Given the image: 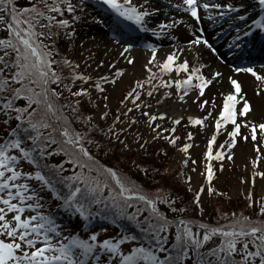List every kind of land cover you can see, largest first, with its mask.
Masks as SVG:
<instances>
[{"label":"snow or ice","instance_id":"1","mask_svg":"<svg viewBox=\"0 0 264 264\" xmlns=\"http://www.w3.org/2000/svg\"><path fill=\"white\" fill-rule=\"evenodd\" d=\"M98 2L117 17L131 22L139 31L151 32L157 38L183 23L182 19H171L168 22H157L154 27L149 28L152 18L161 11L154 7L153 0H142L139 4L135 0ZM167 3L177 12L182 11L190 16L196 23L192 28L194 38L188 41V46L191 48L202 45L213 51L215 49L198 27L200 10L203 9L204 13H209L210 9L218 10L217 16L220 20L225 17L232 20L234 18L230 14L238 11L234 4L209 0H167ZM257 3L261 12H264V0H257ZM0 5H3L0 11L7 14V18L0 16V23L5 24L8 33L7 38H0V120L9 128L7 137L0 143V264H184L186 259H191L192 264H264V220H252L248 216H237L233 213L228 224L212 226L198 223L197 231L194 232L193 221L179 217L170 220L158 209L157 203H164L172 212H185L183 207H172L173 198L158 194L149 196L139 185L122 176L113 167L100 164L85 147V143L94 145L98 150L103 147L101 142L89 136L97 126L90 116H84L80 112L79 100L74 99L59 105L58 101L64 91H68L71 97L90 96L88 89L84 87L72 91L71 84L65 83V80L86 84L92 77L78 73L76 69L79 65L61 56L55 41H52L51 45L44 43V39L51 40L53 36H59V30H66L64 35L73 37V31L69 30V18L73 23L80 20L76 13L82 12L86 6L83 0L77 4L72 0H36L35 4L20 8L14 5L13 0H0ZM65 13L69 18H63ZM207 19L213 23L217 22L211 14L207 15ZM235 19L245 21V16L238 15ZM53 27L58 31L53 32ZM37 28L47 29V33L37 31ZM248 28L249 30L243 32L244 37L252 34V28L264 32V15L253 19ZM237 31L233 44L239 48L241 35L239 29ZM171 38L175 39L174 36ZM116 43L120 45L118 55L125 59L128 65H133L135 58L131 55V49L134 45L120 41ZM147 48L151 53V58L144 65L148 73L147 79L137 80L136 87L124 98L128 100L133 97L132 104L137 110L140 109L137 100L141 96L137 89L143 88L145 84L152 85V90L147 92L149 97L160 88L167 89L174 85L175 94L179 95L180 100H184L193 90L198 91L199 96H204L205 89L221 75L216 71L210 77H205L201 73L202 64L190 68L187 60L177 63L179 52L183 49L167 53L165 58L160 60L157 59V48L154 45L148 44ZM153 66L156 68L155 72ZM62 67L70 69L69 76L65 77L58 71ZM232 71L248 73L254 77L258 82L256 95L261 94L260 86L264 85V75L258 74L253 66L233 67ZM173 72L176 73L173 79H161ZM182 72L184 76L180 77ZM122 74V70L117 69L114 77L118 78ZM228 80L234 92L229 91L223 95V107L219 110L218 117L213 118L216 131L207 140V151L204 153L209 162L206 164L208 182L214 174L210 162L225 159V153L220 149H233L238 143V138L239 141L253 143L257 152V158L251 161L252 176H264V173L255 171L258 161L262 158L261 149L256 145H264V119L254 122L250 115H246L251 112V105L242 93L241 84L232 76H229ZM153 81L156 83L153 84ZM102 82L107 83L108 77H100L91 86L98 92H103ZM112 82L114 83L115 79ZM52 85L62 86V90L58 91ZM162 95L170 97L173 93L165 91ZM19 101H23V104L20 105ZM160 102L158 99L157 103ZM208 103L205 99L198 107L205 109ZM144 107L150 108L151 105L145 102ZM215 107L213 104L212 108ZM130 111L132 109H128V112ZM207 111L211 116V109ZM142 114L147 117V124L156 133L153 139L162 138L175 145L176 137L170 139L168 136H161L160 132H156L159 124L152 127L153 122L158 119L157 115L149 112ZM124 115L127 116V112ZM238 117L245 119L238 120ZM164 118L163 113L159 114V120L163 121ZM207 119L208 116L203 119L189 117L188 123L203 128ZM13 120L16 122L14 127ZM73 121L83 122L87 125V130L80 132L72 129ZM132 122L135 123V120ZM172 123L179 124L180 120H172ZM229 124L230 130L225 128V125ZM242 126L247 131L242 132ZM222 129L228 139L218 145L213 155V144ZM108 132L118 138L111 127ZM191 138L189 133L188 139ZM140 146L143 147L142 144ZM190 147V144L185 143L180 151L187 154ZM61 155L64 159L59 163L48 162L49 158ZM232 155L229 151L226 158L231 160ZM24 163L30 165L33 171L22 170ZM66 164L70 167L65 168ZM222 167L221 165V169ZM65 172L70 174L65 175ZM33 181L36 182L35 187L31 183ZM105 190L108 192L106 197L102 195ZM213 191L211 187L207 188L209 194ZM41 192L50 193V197L59 202L57 208L77 213L83 220L100 215L99 207L96 212L91 209L93 205L99 206L103 203L115 219L126 220L138 229L139 235L125 231L119 238L102 241H98L97 233L90 234L87 239L75 234L62 237L60 226L52 215L41 211L48 205V201L40 195ZM199 197L198 191L193 199L197 208H200ZM246 199L249 201L248 207H257L258 217L264 216V202L254 200L251 189ZM137 204L145 205L148 210V215L143 220L138 217L145 209L137 207ZM128 209L134 211L129 212ZM26 212L31 214L26 215ZM224 218L228 219V215L225 214ZM173 227V242L166 247L167 234ZM200 230H203L202 234ZM214 237H219L220 243L201 251ZM125 243L133 244L127 253L121 248ZM160 253H163V256Z\"/></svg>","mask_w":264,"mask_h":264},{"label":"rangeland","instance_id":"2","mask_svg":"<svg viewBox=\"0 0 264 264\" xmlns=\"http://www.w3.org/2000/svg\"><path fill=\"white\" fill-rule=\"evenodd\" d=\"M72 2L74 4L80 3L78 0H72ZM135 2L139 4L142 3V0H135ZM13 3L17 8H20L35 4L36 0H13ZM83 4L86 5L85 2ZM0 7H3V5H0ZM76 15L80 16V20L75 23L71 21L67 13L63 17L69 18V30L73 31L72 38L64 35V31L66 30H59V36H53L51 40L44 39V43L51 45L52 41H55L56 48L61 56L79 65L76 69L78 73L92 77L86 84H81L80 81L72 83L70 80H65V83L71 84L72 91H76L79 87H84L88 89L90 96L71 97L68 91H64L58 101V105L71 102L74 99L79 100L80 112L84 116H90L92 118L93 123L97 127L95 131L89 133V136L101 142L103 147L98 150L94 145L87 143H85V147L95 156L96 160L100 164L113 167L122 176L139 185L149 196L155 194L160 196L167 195L174 199L172 207H183L186 209L183 213L172 212L167 204L157 203L160 212L170 220L179 217L193 221V225L205 223L212 226H219L228 224L232 219L233 213L237 216H248L252 220H264V216H257L258 209L256 206L248 207L249 201L246 199V195L249 189H251L253 199L264 202V196L260 195L257 187V181L264 183V176H252L253 169L251 161L257 158L255 149L253 148V155L246 159L244 163H235L233 161V155L232 159L228 160L226 158L228 154L227 150L220 149V151L225 153V159L210 162L213 165L214 174L212 180L208 182L206 181V164L209 162L206 160L204 153L201 154L200 151L192 153L190 148L187 154L180 151V148L183 146L179 145L183 125L173 124V126H165L164 124H159L160 127L156 130V132L161 133V136H168L170 139L176 137L175 145L168 143L167 140L162 138L153 139L156 133L148 138V140L143 141L131 135L130 128L133 120L129 117L130 112H128V109L131 107H128V105L132 101V97L128 100L124 98L130 90L136 87L135 82L137 79L133 78L124 81L115 93H110L106 88L108 82H102L103 92H98L91 86L97 79L103 77V75L114 76L115 74L110 65L113 60V53L108 50V45L111 41L106 35L96 29L100 20H98L96 14L87 5L83 7L82 12L77 11ZM0 16L7 18V14L3 11H0ZM21 26L26 27V25ZM37 31L47 33V29L37 28ZM52 31L56 32L58 29L53 27ZM7 35L5 24L0 23V38H7ZM98 65L100 66L98 67ZM58 71L65 77L69 76L70 73V69L64 67L58 69ZM52 87L57 88L58 91L62 90V86L57 87L56 85H52ZM122 101L123 103H121ZM18 103L22 105L23 101H19ZM125 112H127V116L124 115ZM67 114L65 113V115ZM110 127L118 138H114L108 132ZM71 128L84 132L87 130V125L83 122L78 123L73 121ZM166 129L175 130L164 131ZM8 130L9 128L5 127L3 121L0 120V139L7 135ZM241 130L247 131L243 126ZM141 144L143 147L140 146ZM256 147L261 149L260 155L262 158L258 161L255 171L264 173V155L262 153L264 151V145L260 144ZM216 150L217 144L214 143L213 155H215ZM62 159L64 157L61 155L53 157L51 161L59 163ZM193 160L195 161L194 164L192 163ZM184 161H187V163L185 164ZM221 165L223 166L222 169ZM69 167V165H65V168ZM141 169H144V171ZM22 170L33 171L27 163L23 164ZM76 170L78 171L79 169ZM101 179L103 180L104 178L101 177ZM31 183L34 187L36 186V182L35 184L33 182ZM202 186L203 190L201 191ZM189 187L191 190H189ZM208 187L214 190L211 194L207 192ZM198 191L200 192V208H197L193 203L194 196ZM40 195L48 201L47 207L41 209V211L44 214L53 215L52 217L55 222L60 226L62 237L74 235L75 231L79 229V217L55 210L56 205L51 201L50 193L41 192ZM102 195L106 197L108 195L107 190ZM102 204L101 207L109 212ZM136 206L145 209L138 217V219L143 220L148 215V210L143 204H137ZM128 211L132 212L134 209H128ZM25 214L28 215L31 213L26 212ZM225 214L228 215V219L224 218ZM121 221L123 223L119 226L124 232L127 231L128 233L139 235L138 229L126 220ZM103 227L105 228H93L85 232L83 237L87 239L90 234L97 233L98 241H102L108 238H119L123 234L119 231V227L114 229L107 226ZM170 232L174 233L175 228H171ZM172 242L173 240L168 241L165 246H170ZM211 243L215 247L220 243V238L214 237ZM132 246V243H125L121 245V248L127 253ZM160 255L163 256V253H160ZM184 264H192V260L186 259Z\"/></svg>","mask_w":264,"mask_h":264},{"label":"bare ground","instance_id":"3","mask_svg":"<svg viewBox=\"0 0 264 264\" xmlns=\"http://www.w3.org/2000/svg\"><path fill=\"white\" fill-rule=\"evenodd\" d=\"M182 20L183 23L180 26L171 29L170 32L166 34L167 37L165 38L164 48L157 51V59L162 60L165 58L167 53L176 51L177 49H183V51L179 52V59L177 60V63L181 62L182 60H187L189 61L190 68L192 66H199L202 64L203 68H201V73L206 77H209L212 72L216 71H219L222 74L205 90L204 96L202 97L199 96L198 91L193 90V92H190L184 100H180L179 95L175 94L174 85L167 89L160 88L158 91L154 92L152 97L147 95V92L152 90V85L145 84L143 88L137 89L141 93L140 99L137 100V103L140 104V109H135L132 101L128 105V107H131L130 109H132V111H130L129 117L131 120H135V123H132L130 128V133L142 141L148 140V138L153 136L155 133L147 124V117L143 116V112H149L150 114L157 115L158 119L157 121L153 122L152 127H155L157 124L173 126L172 120L179 119V124L183 125V130L179 139V145L188 143L191 145L190 149L192 153L200 151L202 154L207 151V140L210 139L211 135L216 131L215 121L213 118L218 117L219 110H221L223 107V95L227 94L229 91H232L231 85L227 81V78L232 76L242 82L245 98L251 102V112L246 115H250L254 122L264 119V89L261 91L259 96H256L254 92L257 91L258 82L254 77L247 76L243 73L239 74L233 72L231 68L223 63V61L212 59L210 54H208L201 46H193L190 48L188 46V41L194 38V34L192 28L190 27L189 21L184 19ZM172 36H174L175 39H172ZM118 49L119 46L114 43H109L108 50L112 51L113 53V60L110 63L112 71L115 72L117 69H120L123 73L118 78L107 75L108 83L106 88L110 93H115V91L120 88L124 81L133 78L143 81L146 80L148 76L144 65L151 58L150 52L131 50V55L135 59L133 65H128L126 60L118 55ZM153 71H156L154 66ZM157 74L159 75V73ZM175 76L176 73L173 72L167 76L161 77V79H173ZM183 76L184 73H180V77ZM114 79L115 82L113 83L112 81ZM155 83L156 81H153V84ZM165 91L172 92L173 95L170 97H164L162 93ZM158 99L161 101L160 103H157ZM205 99H207L209 103L205 105V109L199 108L198 104ZM145 102L149 103L151 107H144ZM213 104H215V108H212ZM238 107H240V105H238ZM208 109H211V116L208 115ZM161 113L165 115L163 121L159 120V114ZM206 116H208V119L205 121L206 126L203 128H201L199 125L194 126L188 123L189 117L203 119ZM244 119L245 118L238 117V120ZM193 128L194 130H192ZM225 128L230 130L231 124L225 125ZM241 131L244 132V130ZM189 133L192 135L191 140L188 139ZM227 139L226 133L222 129L221 134L217 136V140L215 142L217 147L219 144L224 143ZM259 145L260 144H257L256 146ZM224 150H227V153H229V151L232 152L233 161L235 163H244L246 159L250 158L254 153L253 143L239 141V138L238 143L233 147V149L229 150L227 147H225ZM262 153L264 155V151H262ZM257 187L260 195L264 196V183L257 181Z\"/></svg>","mask_w":264,"mask_h":264},{"label":"trees","instance_id":"4","mask_svg":"<svg viewBox=\"0 0 264 264\" xmlns=\"http://www.w3.org/2000/svg\"><path fill=\"white\" fill-rule=\"evenodd\" d=\"M15 125H13V127H14ZM53 158V157H52ZM52 158H49V163H54L53 161H51V159ZM65 175H67V174H70V172H65L64 173ZM56 202H58V201H56ZM59 203V202H58ZM102 205H104V204H102ZM99 209H100V215H98V216H102L103 218H106V219H109V220H112L111 222H113V223H116L117 224V227L120 225H122V221L121 220H118V219H115V217H114V215H111L109 212H107V211H105V209L104 208H102L101 207V205L99 206ZM93 212H96L97 211V206H95V205H93V207H92V209H91ZM185 220H187V219H185ZM86 225L88 224L87 223V221H86V223H85ZM87 226H89V225H87ZM193 227V231H197V229H196V225H193L192 226ZM123 230V229H122ZM170 230H171V228L169 229V232H168V234H167V242L168 241H171V240H173V235L172 234H174V233H171L170 232ZM124 232V231H123ZM202 232V231H201ZM212 247H214L213 246V244L211 243V241H209L208 243H206L205 245H204V248L203 249H201V251H206L207 249H210V248H212Z\"/></svg>","mask_w":264,"mask_h":264}]
</instances>
